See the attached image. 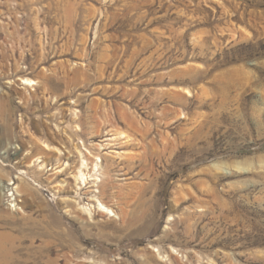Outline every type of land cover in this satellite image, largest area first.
I'll return each instance as SVG.
<instances>
[{
  "label": "rangeland",
  "instance_id": "rangeland-1",
  "mask_svg": "<svg viewBox=\"0 0 264 264\" xmlns=\"http://www.w3.org/2000/svg\"><path fill=\"white\" fill-rule=\"evenodd\" d=\"M0 264H264V0H0Z\"/></svg>",
  "mask_w": 264,
  "mask_h": 264
},
{
  "label": "bare ground",
  "instance_id": "bare-ground-1",
  "mask_svg": "<svg viewBox=\"0 0 264 264\" xmlns=\"http://www.w3.org/2000/svg\"><path fill=\"white\" fill-rule=\"evenodd\" d=\"M22 82L26 85H33L34 82L32 80H29V79H21ZM96 161L98 162L99 161V158L96 159ZM82 166L85 168L87 166L86 163H83ZM93 170L94 171H98V165L95 164L94 167H93ZM86 174L84 172H81V170H79V175H78V178H76L77 180H79L82 184L85 183V180H86ZM88 180V179H87ZM89 181L94 185V186H97V181H100V178L99 177H91L89 179ZM79 182V183H80ZM97 192V191H96ZM93 201L97 204V207L99 208V210H102L103 213L105 214H113L111 209L108 208V207H105L98 199H97V196H93Z\"/></svg>",
  "mask_w": 264,
  "mask_h": 264
}]
</instances>
